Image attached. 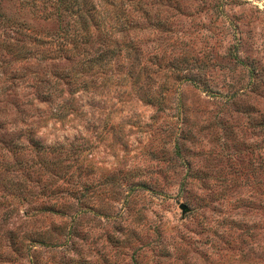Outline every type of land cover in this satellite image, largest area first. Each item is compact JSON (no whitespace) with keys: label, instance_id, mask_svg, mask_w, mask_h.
<instances>
[{"label":"rangeland","instance_id":"rangeland-1","mask_svg":"<svg viewBox=\"0 0 264 264\" xmlns=\"http://www.w3.org/2000/svg\"><path fill=\"white\" fill-rule=\"evenodd\" d=\"M114 4L76 80L0 37V264H264V0Z\"/></svg>","mask_w":264,"mask_h":264},{"label":"trees","instance_id":"trees-1","mask_svg":"<svg viewBox=\"0 0 264 264\" xmlns=\"http://www.w3.org/2000/svg\"><path fill=\"white\" fill-rule=\"evenodd\" d=\"M11 1L17 3L18 9L14 12L4 6ZM114 3L115 0H0V37L7 38L6 50L15 47L14 56L40 55L49 60L71 61L68 70L58 68L52 75L58 79L69 81L72 77L76 80L79 74L111 68L122 51L128 60L130 51L139 49L133 41L128 45L123 36L132 27L141 30L140 23L134 21V26H131L129 20H121V14L109 10V7L114 8ZM26 16L51 23L53 29L44 33L33 30L29 28L31 25ZM24 39L30 43L25 45ZM77 57L79 60L76 62ZM130 68L128 66L127 70ZM0 92L4 93L5 89L0 88ZM50 95L51 92H48L47 96ZM32 146L42 152L49 148L37 142H33Z\"/></svg>","mask_w":264,"mask_h":264},{"label":"water","instance_id":"water-1","mask_svg":"<svg viewBox=\"0 0 264 264\" xmlns=\"http://www.w3.org/2000/svg\"><path fill=\"white\" fill-rule=\"evenodd\" d=\"M180 209L185 212L187 210L186 206L185 205H180Z\"/></svg>","mask_w":264,"mask_h":264}]
</instances>
